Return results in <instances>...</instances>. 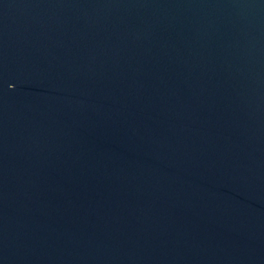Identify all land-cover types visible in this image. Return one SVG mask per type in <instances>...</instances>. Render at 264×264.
Wrapping results in <instances>:
<instances>
[{"label":"water","instance_id":"water-1","mask_svg":"<svg viewBox=\"0 0 264 264\" xmlns=\"http://www.w3.org/2000/svg\"><path fill=\"white\" fill-rule=\"evenodd\" d=\"M0 264H264V0H0Z\"/></svg>","mask_w":264,"mask_h":264}]
</instances>
